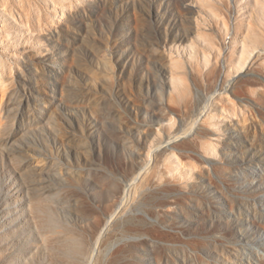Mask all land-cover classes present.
<instances>
[{
	"label": "rangeland",
	"instance_id": "1",
	"mask_svg": "<svg viewBox=\"0 0 264 264\" xmlns=\"http://www.w3.org/2000/svg\"><path fill=\"white\" fill-rule=\"evenodd\" d=\"M0 6V264H264V0Z\"/></svg>",
	"mask_w": 264,
	"mask_h": 264
},
{
	"label": "bare ground",
	"instance_id": "2",
	"mask_svg": "<svg viewBox=\"0 0 264 264\" xmlns=\"http://www.w3.org/2000/svg\"><path fill=\"white\" fill-rule=\"evenodd\" d=\"M10 18V19H9ZM16 21L17 17H9V15L6 13L5 7L0 6V55H12L11 52L12 49L8 48V44L6 43L8 41L7 37V30L6 25H9V22ZM10 212L9 211H2L0 214V242L6 240L7 244L14 243L11 242V232L10 228L6 224L7 221L10 219ZM21 229V228H18ZM9 242V243H8ZM95 250H93L91 254V260L93 259Z\"/></svg>",
	"mask_w": 264,
	"mask_h": 264
}]
</instances>
